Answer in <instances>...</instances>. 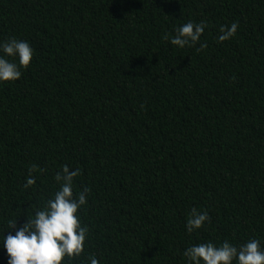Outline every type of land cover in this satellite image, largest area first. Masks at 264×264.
Wrapping results in <instances>:
<instances>
[{"label":"trees","instance_id":"1","mask_svg":"<svg viewBox=\"0 0 264 264\" xmlns=\"http://www.w3.org/2000/svg\"><path fill=\"white\" fill-rule=\"evenodd\" d=\"M189 21L208 25L200 42L163 39ZM12 37L35 55L0 82V234L67 165L89 228L67 264H186L195 244L264 240V0H0ZM193 207L210 219L188 233Z\"/></svg>","mask_w":264,"mask_h":264},{"label":"clouds","instance_id":"2","mask_svg":"<svg viewBox=\"0 0 264 264\" xmlns=\"http://www.w3.org/2000/svg\"><path fill=\"white\" fill-rule=\"evenodd\" d=\"M208 25L201 21H189L175 29L174 35H165L176 47L184 48L200 42ZM239 27L238 21L222 25L220 42L234 37ZM206 45L201 44V48ZM35 55L31 44L15 37L0 41V82L16 81L22 77V69H27ZM80 175L79 169L65 165L54 179L58 189L48 198L42 208L34 211L22 226L17 219L8 224L7 235L0 234V247L6 251L7 264H67L80 257L87 247L89 228L83 224L80 210L87 204L85 189L74 193V180ZM35 183L27 180L26 187ZM210 217L206 210L195 207L186 221V230L192 233L203 227ZM9 229H14V234ZM183 256L186 264H264V240L251 238L235 245L228 240L220 244L199 243L188 247ZM87 264H101V258L91 254Z\"/></svg>","mask_w":264,"mask_h":264}]
</instances>
